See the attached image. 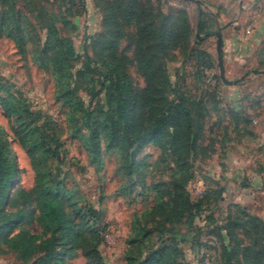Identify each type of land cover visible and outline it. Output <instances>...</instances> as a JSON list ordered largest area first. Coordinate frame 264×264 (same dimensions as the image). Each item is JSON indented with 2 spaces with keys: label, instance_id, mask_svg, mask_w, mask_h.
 Masks as SVG:
<instances>
[{
  "label": "rangeland",
  "instance_id": "obj_1",
  "mask_svg": "<svg viewBox=\"0 0 264 264\" xmlns=\"http://www.w3.org/2000/svg\"><path fill=\"white\" fill-rule=\"evenodd\" d=\"M200 7L204 12L202 32L198 29ZM211 14L213 17L208 16ZM131 15L135 17L129 20ZM51 18L58 20L61 34L73 41V87L86 106L104 104L96 67L110 58L126 62L137 96L133 108L138 124L150 123L148 109L139 98L153 85L158 88L156 99L161 108L183 99L191 109L200 138L197 148L185 157L192 177L181 183L192 203L194 221L190 226L175 225L163 242L155 230L145 246L159 249L173 244L178 250H171L176 254L172 264H224V240L232 235L243 247L254 245L264 253L263 223L258 225V233L245 224L247 214L264 222V210L256 204L260 196L254 198L251 194L250 199L248 195L238 202L239 197L243 198V186L254 190L264 185V175L263 179L254 180L251 174L238 181L225 162L229 153H235L243 156L245 165L256 171L254 174L264 168V154L260 156L257 151L260 138H264V76L254 74V70H264V0H0V77L19 90L33 110L55 121L67 152L63 175L68 185L80 192L83 204L101 209V218H91V223L107 231L105 242L100 245L104 260L108 264H127L129 256L138 257L142 250L138 243H131L130 236L135 215H142L156 203L157 191L152 187L163 192L165 199L175 191L172 184L176 167L170 135L155 134L160 145L152 142L132 148L139 168L131 176L122 174V159L115 152L103 148L100 164L93 162L84 138L69 123V109L57 97L54 77L33 58V53L46 41L44 26ZM143 23H152L150 32L140 31ZM218 31L223 35L227 79L236 80L247 74L238 84L226 85L221 79ZM141 42L147 57L150 55L158 68L152 83L143 74L137 56ZM205 52L212 56V61L203 58ZM83 69L84 76H79L78 71ZM248 115L252 117L251 123ZM0 125L7 131L17 159L18 175L9 198L10 210L16 211L21 206L17 188L32 189L37 173L27 151L12 138L18 126L15 119L1 106ZM259 203L264 208L263 200ZM233 204L241 208H232ZM38 218L37 206L28 205L18 229L41 236L35 257L25 259L17 250L0 245V264H36L44 256L46 242L55 247L57 256L65 253L60 234L53 236L39 224ZM155 225L151 223L149 229ZM234 245L232 240L226 246ZM65 260L87 263L81 249L71 252ZM233 264H245L241 250L233 256Z\"/></svg>",
  "mask_w": 264,
  "mask_h": 264
},
{
  "label": "trees",
  "instance_id": "obj_2",
  "mask_svg": "<svg viewBox=\"0 0 264 264\" xmlns=\"http://www.w3.org/2000/svg\"><path fill=\"white\" fill-rule=\"evenodd\" d=\"M1 1L14 3L16 0ZM198 14V29L202 32L204 12L201 7L198 9ZM208 16L213 17L212 14ZM134 17L131 15L128 19L132 20ZM57 23L58 20L55 18L45 23L46 41L33 53V58L54 77L57 97L69 109V123L75 128L74 132L84 138L93 162L100 164L103 148L108 152H115L122 159V174L131 176L137 173L139 168L136 154L134 151L131 152L132 148L144 147L152 142L160 145L154 135L162 133L170 135V150L176 167L172 184L175 191L165 199L163 192L158 191L157 187H152L157 191L156 203L148 207L142 215H135L130 236L131 243H138L142 250L138 257L129 256L127 264H172L176 254L171 250L177 247L167 243L159 249H150L145 243L147 239L152 240L155 230L159 233L157 237L163 242L166 240L165 234L173 231L175 225L186 223L190 226L194 221L192 203L181 183L192 177L185 163V157L197 148L200 138L191 109L183 99H176L169 107L161 108L156 99L158 88L153 85L144 97L139 98L140 104L148 109L150 123L138 124L133 108L137 96L126 69V62L122 59L110 58L96 67L99 80L102 82L105 102L86 106L73 87L75 74L72 71V64L76 57L73 41L70 37L61 34ZM151 25L152 23H143L139 29L141 32H150ZM164 29L161 30V36L165 32ZM137 56L143 74L149 79V83H152L158 68L153 58H150V55L147 57L142 42L137 47ZM202 56L207 61L213 59L206 52L202 53ZM78 73L79 76H84V69ZM0 106L6 114L15 119L18 126L12 138L27 151L37 173L36 183L32 189L22 186L17 188L21 206L16 211H11L9 198L18 175V166L7 131L0 125V245L17 250L25 259L35 257L37 241L41 236L18 232L25 220L26 208L34 204L39 211V224L45 230L51 231L53 236L60 234L59 241L65 250L64 254L57 256L53 245L50 246L48 242L43 243L44 256L36 264H76L66 262L65 258L79 249L83 251L86 264H108L100 251V245L105 242L107 231H103L97 223H91V218L96 217V220L101 218V209L83 204L80 192L68 185L66 175H63L67 152L58 136L55 121L49 115L33 110L28 99L19 90H14L2 77H0ZM248 118L251 123L252 117L248 115ZM210 131L215 133L213 128ZM232 208L240 209L241 206L233 204ZM144 218H149V221L143 223ZM246 218L248 220L245 224L253 227L257 233L258 225L261 223L264 225L259 217L247 214ZM153 222L156 224L155 227L149 229ZM232 240H235L234 247L226 246ZM223 249L224 264H233V256L238 255L240 250L245 264H264V253L257 251L254 245L243 247L242 242L234 235L224 240Z\"/></svg>",
  "mask_w": 264,
  "mask_h": 264
},
{
  "label": "crops",
  "instance_id": "obj_3",
  "mask_svg": "<svg viewBox=\"0 0 264 264\" xmlns=\"http://www.w3.org/2000/svg\"><path fill=\"white\" fill-rule=\"evenodd\" d=\"M225 67H226V71H227V63L225 62ZM256 74V73H254ZM259 76H264V74H256L255 77H259ZM260 147H258V152L261 153L260 156H262L264 154V138H260V144H259ZM260 148V149H259ZM243 159V156L242 155H237L235 153H229L227 155V160L225 162H227V168L230 170V174H234V179L235 180H240V179H243L245 178L246 176H253L254 180H256L257 178H260V179H263V175H264V168L261 167V170L260 172H257V174L254 172V171L250 166H247L245 165V161L242 160ZM263 164H264V161H263ZM258 173L261 174V176L259 177ZM259 180V179H258ZM243 193H242V199H238V202L242 201V200H246V197L250 199V195L251 194H254V198H256V195L260 196L259 197V200H258V204L260 206V208L262 210H264V208L260 205L259 202H262L263 200V203H264V185L262 184V186L260 187H256V189L254 190H251L249 189L248 185H245L243 186V189H242ZM261 203V204H263Z\"/></svg>",
  "mask_w": 264,
  "mask_h": 264
},
{
  "label": "water",
  "instance_id": "obj_4",
  "mask_svg": "<svg viewBox=\"0 0 264 264\" xmlns=\"http://www.w3.org/2000/svg\"><path fill=\"white\" fill-rule=\"evenodd\" d=\"M189 1H195V0H189ZM199 3V1H196ZM217 35V54H218V64H219V69H220V76H221V79L223 81V83H225L226 85H235V84H238L242 81L243 78H245L246 75L242 76L241 78L239 79H236V80H229L227 79L226 77V74H225V67H224V58H223V35H222V32L218 31L216 33ZM254 73L256 74H264V70L260 71V70H254Z\"/></svg>",
  "mask_w": 264,
  "mask_h": 264
}]
</instances>
